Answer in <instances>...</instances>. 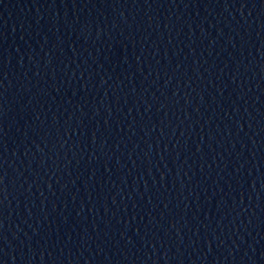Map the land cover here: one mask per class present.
Listing matches in <instances>:
<instances>
[{
	"label": "water",
	"instance_id": "95a60500",
	"mask_svg": "<svg viewBox=\"0 0 264 264\" xmlns=\"http://www.w3.org/2000/svg\"><path fill=\"white\" fill-rule=\"evenodd\" d=\"M0 264H264V0H0Z\"/></svg>",
	"mask_w": 264,
	"mask_h": 264
}]
</instances>
